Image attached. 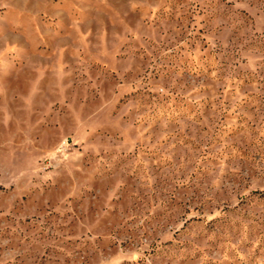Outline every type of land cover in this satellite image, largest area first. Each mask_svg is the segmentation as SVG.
Returning <instances> with one entry per match:
<instances>
[{
	"label": "rangeland",
	"instance_id": "1",
	"mask_svg": "<svg viewBox=\"0 0 264 264\" xmlns=\"http://www.w3.org/2000/svg\"><path fill=\"white\" fill-rule=\"evenodd\" d=\"M0 264H264V0H0Z\"/></svg>",
	"mask_w": 264,
	"mask_h": 264
}]
</instances>
